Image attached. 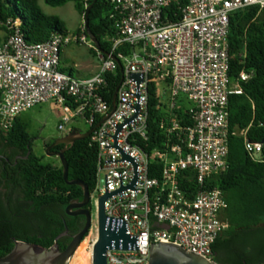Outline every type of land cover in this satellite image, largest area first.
<instances>
[{
    "label": "built area",
    "instance_id": "1",
    "mask_svg": "<svg viewBox=\"0 0 264 264\" xmlns=\"http://www.w3.org/2000/svg\"><path fill=\"white\" fill-rule=\"evenodd\" d=\"M170 3L111 0L113 34L105 39L109 52L96 47L85 26L79 35L54 33L44 43L30 44L18 24L8 22L10 34L0 46V131L8 134L22 113L52 103L63 112L59 131L71 133L74 129L68 131V126L77 122L94 129L87 139L97 150L96 187L90 193V205L94 201L97 209L106 192L105 176L107 193L120 189L118 174L124 188L133 181L129 163L105 164L122 159L115 149L105 148L113 147L107 136L113 137L115 127L124 124L122 117L128 121L135 113L131 108L137 99L128 94L136 95L137 85L129 75H143L139 115L117 140L137 163V194L127 191L105 202L107 217L125 222L130 237H139V251L108 250L107 264H149L150 246L159 244L216 262L212 247L229 228L222 218L225 195L208 182L228 168L229 97L242 95L241 84L254 76L243 71L236 82L231 80L230 19L248 9L264 10V0H189L176 22L164 15ZM73 44L94 53V75L81 78L64 72L62 50ZM152 84L166 96L160 97L165 107L159 119H152L150 112ZM153 123L166 136L163 149L152 148L159 143L151 140ZM246 134L232 133L244 138L255 162H264V144L249 141ZM191 174L194 190L184 186ZM93 231L94 246L98 225L91 224L89 233Z\"/></svg>",
    "mask_w": 264,
    "mask_h": 264
},
{
    "label": "trees",
    "instance_id": "2",
    "mask_svg": "<svg viewBox=\"0 0 264 264\" xmlns=\"http://www.w3.org/2000/svg\"><path fill=\"white\" fill-rule=\"evenodd\" d=\"M43 1L53 8L72 2L84 20L88 13L89 30L102 50L109 52L105 39L113 34L111 0H90L87 7L85 0ZM188 1L171 0L164 15L170 22L179 21ZM8 22L18 24L30 44L44 43L54 33H69L58 17L43 12L39 0H0V46L10 34ZM80 33L81 29L75 32ZM228 42L232 82H236L243 71L253 72L254 76L241 84L242 95L229 97L228 168L208 182L209 188L220 189L225 195L227 209L222 218L229 225L212 248L217 264H264V162H255L245 150L244 138L232 135L246 130L249 141L264 142V10L252 8L235 13L230 19ZM159 92L152 84V119L164 115L165 105ZM151 140L153 143L159 140L152 148L163 149L161 145L166 136L155 123ZM19 153L23 159L16 158ZM65 158L68 180L84 183L92 193L96 187L97 150L90 145V139L69 146ZM262 158L264 160V149ZM189 177L184 186L194 190V175ZM83 198L81 187L65 181L61 164L43 165L34 155L32 140L18 120L8 134L0 131V258L13 250L16 241L46 249L57 244L64 251L72 237L86 225L85 217L69 216L66 209ZM87 209L91 210L90 204Z\"/></svg>",
    "mask_w": 264,
    "mask_h": 264
},
{
    "label": "water",
    "instance_id": "3",
    "mask_svg": "<svg viewBox=\"0 0 264 264\" xmlns=\"http://www.w3.org/2000/svg\"><path fill=\"white\" fill-rule=\"evenodd\" d=\"M91 9V8H90ZM89 9V11H90ZM84 26L86 27L87 35L89 39L96 45L97 48H101L99 41L89 30V21L88 13L86 15V20ZM129 81L137 85L136 95H131L137 99L136 108H131L128 105L127 107L134 110V116L130 120H124V124L116 128V132L113 137L107 136L113 140V147L105 149H115L121 156L122 159L120 162H110L105 164H117V163H129L133 167V181L131 184L124 188L121 185L120 176V189L113 193H107V184L105 176V196L101 197L98 200V209H97V225H98V238L96 243L93 246L92 250V264H107L106 254L107 251H139V237H130L128 226L125 222L121 220L110 219L105 213V202L112 197L118 196L127 191L135 192V187L138 183V166L137 163L127 156L121 149L118 147L117 140L121 130L130 125L135 121L139 115V86L143 83V75H129ZM115 98L113 99V112L115 109ZM106 118L102 121L104 122ZM101 122V123H102ZM100 123V124H101ZM98 124L97 127L100 125ZM94 129L89 130L86 133H82L79 130H72L68 135L61 137L56 140L55 143L47 148L46 153L49 156H55L59 158L61 165L63 167L64 179L68 185H77L82 188L84 193L83 201L75 202L69 205L66 209V213L69 216H83L86 219V225L83 230L77 235L72 237L70 244L64 251L59 250L57 244L52 248L46 249L36 244H30L26 242L16 241L13 250L5 257L0 258V264H69L80 245L89 234L91 224H92V215L91 211L87 209V206L90 204V191L88 187L79 181H69L68 180V163L65 158V152L69 146L74 145L78 141H83L90 137ZM249 144V142H248ZM264 144V142L257 143ZM63 145L64 148L58 152H51V149L55 146ZM136 193V192H135ZM137 194V193H136ZM149 264H217L216 262H210L207 259L192 254L185 249L167 244L151 245L149 253Z\"/></svg>",
    "mask_w": 264,
    "mask_h": 264
},
{
    "label": "rangeland",
    "instance_id": "4",
    "mask_svg": "<svg viewBox=\"0 0 264 264\" xmlns=\"http://www.w3.org/2000/svg\"><path fill=\"white\" fill-rule=\"evenodd\" d=\"M39 4L47 16L58 17L66 25L70 34H75L76 30H82L84 27L85 20L76 11L74 3L70 2L63 7L57 8L47 6L43 0H39ZM97 65L98 61L94 53L87 46L73 44L62 50V68L76 77L87 78V76L95 73ZM159 95L166 98L162 90ZM62 117V109L53 103L35 106L18 117V122L26 128L28 136L32 140L34 155L41 159L43 165L61 164L59 158L47 155L45 144L68 135L69 132L64 133L58 129ZM71 129L79 130L82 133L89 131V127L83 122L69 125L68 131ZM90 207L94 227L97 225V208L94 201ZM95 238L96 232H90L69 264H92L93 241Z\"/></svg>",
    "mask_w": 264,
    "mask_h": 264
},
{
    "label": "flooded vegetation",
    "instance_id": "5",
    "mask_svg": "<svg viewBox=\"0 0 264 264\" xmlns=\"http://www.w3.org/2000/svg\"><path fill=\"white\" fill-rule=\"evenodd\" d=\"M56 140H53V141H49L45 144V151L47 150V148L51 147L54 143H55ZM63 145H58V146H55L54 148L51 149V152H58L60 151L61 147ZM64 147V146H63ZM30 154V152H29ZM17 159H23L24 156L22 155V153H19L17 156H16ZM91 211V210H90ZM60 250V249H59Z\"/></svg>",
    "mask_w": 264,
    "mask_h": 264
},
{
    "label": "crops",
    "instance_id": "6",
    "mask_svg": "<svg viewBox=\"0 0 264 264\" xmlns=\"http://www.w3.org/2000/svg\"><path fill=\"white\" fill-rule=\"evenodd\" d=\"M97 67H98V65H97ZM96 71H97V69H96ZM96 71H95V73H96ZM95 73H94V74H95ZM94 74H92V75H94ZM92 75H90V76H92ZM90 76H87V77H90ZM55 165H57V164H55Z\"/></svg>",
    "mask_w": 264,
    "mask_h": 264
}]
</instances>
